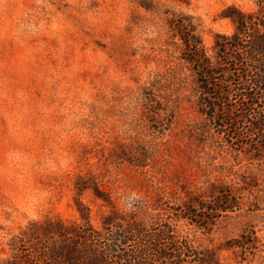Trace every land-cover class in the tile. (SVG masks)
Returning a JSON list of instances; mask_svg holds the SVG:
<instances>
[{
  "label": "rangeland",
  "instance_id": "obj_1",
  "mask_svg": "<svg viewBox=\"0 0 264 264\" xmlns=\"http://www.w3.org/2000/svg\"><path fill=\"white\" fill-rule=\"evenodd\" d=\"M229 7L258 9L257 0H0V264L22 234L30 251L47 225L106 222L128 236L119 254L171 255L183 242L210 264H264V155L234 151L199 113L196 76L169 27L189 20L215 61V37L235 30L222 18ZM241 103L232 97V118ZM131 224L144 236L127 233Z\"/></svg>",
  "mask_w": 264,
  "mask_h": 264
},
{
  "label": "trees",
  "instance_id": "obj_2",
  "mask_svg": "<svg viewBox=\"0 0 264 264\" xmlns=\"http://www.w3.org/2000/svg\"><path fill=\"white\" fill-rule=\"evenodd\" d=\"M257 7L255 12L249 14L241 13L234 7L223 11L222 18L231 20L235 30L230 36L215 37L213 51L217 63L206 55L201 40L195 35L189 20L188 23L183 19L171 20L169 27L174 32L173 37L181 42L182 59L190 65L196 76L199 113L219 134L227 137L234 151L262 157L264 0H257ZM242 65H245L247 70L240 75L234 68ZM232 97H239L242 101L241 113L236 118H232L231 109H226L232 106ZM242 120L248 125L232 127L234 123L238 124ZM243 127H246L247 134L243 133ZM223 198L227 203L225 205H230L227 201L229 196L223 194L220 199ZM229 209L232 208H221L220 212ZM184 218L188 219V216ZM110 225L113 223L106 222L100 230H95L91 226H66L62 223L47 225L45 228L48 234L45 241H40L37 235L32 236L35 241L33 251H28L27 239L22 234L11 241V255L4 264H152L158 263L161 259L172 260L170 264H173V261L177 264L211 263L209 256L199 258L200 254L183 242L172 244L174 248L171 255L146 248L129 255L119 254V248L129 239L128 236L109 231ZM127 233L131 236H144L143 228L135 224L129 225ZM169 234V230L165 229L158 235L168 239Z\"/></svg>",
  "mask_w": 264,
  "mask_h": 264
}]
</instances>
